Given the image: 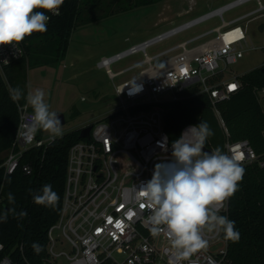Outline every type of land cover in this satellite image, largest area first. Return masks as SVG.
<instances>
[{"label":"built area","instance_id":"1","mask_svg":"<svg viewBox=\"0 0 264 264\" xmlns=\"http://www.w3.org/2000/svg\"><path fill=\"white\" fill-rule=\"evenodd\" d=\"M250 1L254 0H230L98 60V67L105 68L112 79L142 65L145 67L115 84L114 93L119 100L115 108L102 118L76 128L80 131L84 126H92L90 136L81 137L69 149L62 210L48 229L43 264H101L104 260L112 264H176L167 235L151 234L147 222L149 211L146 206L142 207L136 188L152 178L157 164L171 163L172 143L186 128L197 125L186 124L180 136L171 140L165 128L170 110L166 102L206 93L221 127L229 134L218 103L230 98L242 82L240 75L220 79L217 76L228 64L238 62L251 50L264 51V22L259 43L252 39L250 28L251 21L264 17V3L255 0L256 8L229 21H225L224 14ZM61 10L62 7L60 13ZM45 14L50 19L54 17L50 12ZM214 17H220L222 23L149 54L151 46ZM201 38L208 39L196 43ZM26 39L18 45L21 51L13 45H0L2 74L8 65L24 55ZM136 53H142L143 58L122 70H112V63ZM263 64L264 61L260 65ZM134 79L140 91L130 94L131 85L127 84ZM254 92L264 106V85L256 87ZM166 94L170 97H165ZM16 102L17 133L12 146L0 153V172H3L0 204L7 175L20 166L26 174L34 172L31 162H21L24 152L35 146L45 149L50 144L49 136L45 138L40 131L35 135L28 132L26 126L33 111L26 102ZM141 104L148 107L132 109ZM224 148L225 154L239 157L240 164L258 162L264 166V157H259L248 139L227 138ZM219 214L229 218V199ZM204 235L208 247L180 264H231L228 240L223 234ZM0 264L33 263L28 262L23 243L6 251L0 241Z\"/></svg>","mask_w":264,"mask_h":264},{"label":"trees","instance_id":"2","mask_svg":"<svg viewBox=\"0 0 264 264\" xmlns=\"http://www.w3.org/2000/svg\"><path fill=\"white\" fill-rule=\"evenodd\" d=\"M81 1L65 0L60 15L48 21L47 31L27 37L24 55L8 65L6 70L23 60H31L34 64H53L62 60L66 55L72 31L77 25ZM154 1L157 0H148L150 3ZM87 22L88 20L83 23ZM217 77L222 78V73ZM239 77L241 88L230 98L218 103L229 130L228 135L219 124L209 96L206 93H197L165 103L170 109L165 128L171 140L180 136L186 124L198 125L200 121H206L214 132L205 144L207 147L213 150L219 148L224 153L227 138L232 141L248 139L259 157H264V106L254 92L256 87L264 85V64ZM11 92L0 72V153L12 146L19 125L18 106L11 99ZM20 101L26 102L24 98ZM145 107L148 105L141 104L132 109ZM42 133L43 130H40L39 134ZM80 138L79 131L75 128L66 131L45 149L32 147L24 152L21 162H31L34 172L26 174L20 166L14 173L7 175L0 212L14 207L17 212L26 211L27 216L18 220L9 213L7 222L0 223V241L5 244L6 251L23 243L28 262L43 264L48 229L57 221L62 210L69 149ZM241 165L245 168V175L238 185V191L229 198V219L235 221L240 239L238 242L228 240V256L231 264H264V166L258 162ZM2 175L3 172H0V184ZM45 184H51L59 195L60 199L54 209L35 204L29 192L31 189L32 193H36ZM9 192L15 197L14 204L8 202ZM20 224L23 227H19ZM33 242L44 247L39 255L31 247ZM101 264L112 262L104 260Z\"/></svg>","mask_w":264,"mask_h":264},{"label":"clouds","instance_id":"3","mask_svg":"<svg viewBox=\"0 0 264 264\" xmlns=\"http://www.w3.org/2000/svg\"><path fill=\"white\" fill-rule=\"evenodd\" d=\"M64 2L0 0V45H13L21 51L18 45L26 37L47 31L51 17L45 12L60 15ZM4 62L8 63L7 60ZM127 85H131L130 94L140 91L135 79ZM45 96L41 88L29 91L26 96L19 87L11 92L13 101L23 97L32 108L33 114L26 126L28 132L35 135L43 130L49 134V142L52 143L63 136V127L59 114L50 109ZM213 135L206 121L186 128L172 143L171 163L157 164L152 178L136 188L137 198L143 201L142 207L146 206L149 211L147 222L151 234L158 236L164 232L167 235L176 264L208 247L205 233H222L225 240L232 242L240 239L235 221L219 212L225 201L238 191L245 168L239 163V157L233 158L219 148L205 151V144ZM29 192L35 204L53 209L60 199L51 184L43 185L36 193L31 189ZM7 199L10 204L15 203L11 192ZM9 213L18 220L27 216L26 211L17 212L13 207L0 212V223L7 222ZM18 226L23 227L22 224ZM31 247L37 255L44 250L38 242H33Z\"/></svg>","mask_w":264,"mask_h":264},{"label":"rangeland","instance_id":"4","mask_svg":"<svg viewBox=\"0 0 264 264\" xmlns=\"http://www.w3.org/2000/svg\"><path fill=\"white\" fill-rule=\"evenodd\" d=\"M230 0H82L77 25L72 31L65 57L53 64H34L23 60L3 73L8 87H19L24 96L41 88L52 111H62L66 122L63 134L82 124H89L107 115L118 104L115 84L139 73L145 65L112 79L97 62L130 44L167 30L187 19L216 8ZM264 3V0H261ZM257 7L250 1L226 11L225 21ZM88 20L87 23H83ZM264 17L250 22L252 39L260 42L259 24ZM222 23L220 17L206 20L149 48L154 54ZM225 29V28H223ZM208 38H201L196 43ZM195 43V44H196ZM143 58L142 53L127 56L111 64L119 71ZM264 61V51L251 50L238 62L230 63L222 72L226 78L241 75ZM169 98L170 95L166 94ZM84 97V98H83ZM23 98V97H22ZM46 138L49 134L43 131ZM58 229L56 230V232Z\"/></svg>","mask_w":264,"mask_h":264},{"label":"water","instance_id":"5","mask_svg":"<svg viewBox=\"0 0 264 264\" xmlns=\"http://www.w3.org/2000/svg\"><path fill=\"white\" fill-rule=\"evenodd\" d=\"M55 112H57L59 114V118L61 120V123L64 124L66 122L65 114L62 111H55ZM91 127H92L91 125H87V126H84L83 128H81L79 131L80 137H89ZM205 151H213V149H211L205 145Z\"/></svg>","mask_w":264,"mask_h":264},{"label":"crops","instance_id":"6","mask_svg":"<svg viewBox=\"0 0 264 264\" xmlns=\"http://www.w3.org/2000/svg\"><path fill=\"white\" fill-rule=\"evenodd\" d=\"M263 26V24H259V27L261 28ZM260 66V65H259ZM218 119V118H217ZM220 124V123H219ZM224 130V129H223ZM225 132V131H224ZM227 135V134H226ZM214 151V150H213Z\"/></svg>","mask_w":264,"mask_h":264},{"label":"snow or ice","instance_id":"7","mask_svg":"<svg viewBox=\"0 0 264 264\" xmlns=\"http://www.w3.org/2000/svg\"><path fill=\"white\" fill-rule=\"evenodd\" d=\"M232 87L235 88V85H233Z\"/></svg>","mask_w":264,"mask_h":264}]
</instances>
